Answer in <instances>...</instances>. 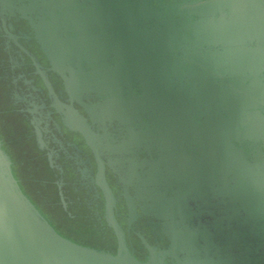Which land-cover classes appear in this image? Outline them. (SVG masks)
<instances>
[{"label": "water", "instance_id": "water-1", "mask_svg": "<svg viewBox=\"0 0 264 264\" xmlns=\"http://www.w3.org/2000/svg\"><path fill=\"white\" fill-rule=\"evenodd\" d=\"M0 264H264V0H0Z\"/></svg>", "mask_w": 264, "mask_h": 264}]
</instances>
